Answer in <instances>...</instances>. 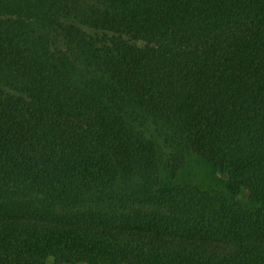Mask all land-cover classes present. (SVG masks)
<instances>
[{
	"label": "trees",
	"instance_id": "obj_1",
	"mask_svg": "<svg viewBox=\"0 0 264 264\" xmlns=\"http://www.w3.org/2000/svg\"><path fill=\"white\" fill-rule=\"evenodd\" d=\"M50 261L264 264V0H0V264Z\"/></svg>",
	"mask_w": 264,
	"mask_h": 264
},
{
	"label": "rangeland",
	"instance_id": "obj_2",
	"mask_svg": "<svg viewBox=\"0 0 264 264\" xmlns=\"http://www.w3.org/2000/svg\"><path fill=\"white\" fill-rule=\"evenodd\" d=\"M193 168L185 169L180 172V178L184 181L200 184L207 187H215L222 184L225 174L214 168L212 165L207 164L205 161H193ZM203 169L202 173H196L195 169ZM241 197L245 198L246 193L243 192ZM48 264H53L51 261Z\"/></svg>",
	"mask_w": 264,
	"mask_h": 264
}]
</instances>
